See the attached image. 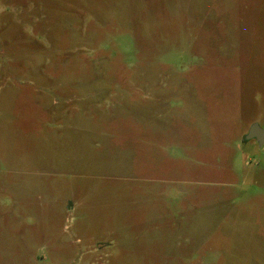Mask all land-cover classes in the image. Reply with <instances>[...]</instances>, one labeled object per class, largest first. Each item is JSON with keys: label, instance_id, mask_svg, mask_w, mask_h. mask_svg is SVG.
<instances>
[{"label": "rangeland", "instance_id": "obj_1", "mask_svg": "<svg viewBox=\"0 0 264 264\" xmlns=\"http://www.w3.org/2000/svg\"><path fill=\"white\" fill-rule=\"evenodd\" d=\"M264 0H0V264H264Z\"/></svg>", "mask_w": 264, "mask_h": 264}, {"label": "water", "instance_id": "obj_2", "mask_svg": "<svg viewBox=\"0 0 264 264\" xmlns=\"http://www.w3.org/2000/svg\"><path fill=\"white\" fill-rule=\"evenodd\" d=\"M256 139L260 147H264V129L259 124H254L249 133L246 135L245 140L251 141Z\"/></svg>", "mask_w": 264, "mask_h": 264}, {"label": "flooded vegetation", "instance_id": "obj_3", "mask_svg": "<svg viewBox=\"0 0 264 264\" xmlns=\"http://www.w3.org/2000/svg\"><path fill=\"white\" fill-rule=\"evenodd\" d=\"M254 140H256V139H254ZM257 141V140H256Z\"/></svg>", "mask_w": 264, "mask_h": 264}]
</instances>
